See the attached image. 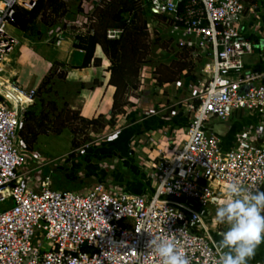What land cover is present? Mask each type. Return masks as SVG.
I'll list each match as a JSON object with an SVG mask.
<instances>
[{
    "label": "built area",
    "instance_id": "2783aa9c",
    "mask_svg": "<svg viewBox=\"0 0 264 264\" xmlns=\"http://www.w3.org/2000/svg\"><path fill=\"white\" fill-rule=\"evenodd\" d=\"M36 1L0 0V74L18 45L7 27L13 26L17 8L30 11ZM262 2L149 0L150 15L162 17L155 30L166 34L170 50L187 64L176 88L189 84L190 116L180 124L179 114L173 115L174 127L164 132L167 148L151 134L130 139L128 152L144 163L139 172L148 188L140 195L132 194L126 184L111 182L107 187L95 184L85 194L53 190L48 177L36 182L37 188H27L23 176L38 167L18 173L28 164L29 153L19 132L35 89L24 91L12 78L3 80L0 264H161L147 248L159 235L174 238L191 264H215L214 243L224 232L216 222V209L225 199L228 182L238 181L249 191L264 190V69L249 68L247 62L256 55L260 35L264 38ZM121 33L108 29L106 38L118 39ZM259 62L264 64V53H258ZM146 71L140 70L142 79ZM236 111L256 112L258 121L226 148L209 132L208 123L225 121ZM180 128L186 140L175 149L173 135ZM78 153L84 155L85 149ZM33 157L34 162L42 161ZM40 239L47 242L45 247ZM248 264H264V242Z\"/></svg>",
    "mask_w": 264,
    "mask_h": 264
},
{
    "label": "rangeland",
    "instance_id": "374dc122",
    "mask_svg": "<svg viewBox=\"0 0 264 264\" xmlns=\"http://www.w3.org/2000/svg\"><path fill=\"white\" fill-rule=\"evenodd\" d=\"M65 5V9H61L56 15L47 17L45 20H37L35 23L34 30L32 35L29 36L28 48L29 50H37L40 46H48L51 48H60L61 45L57 44V40L67 41L73 43L75 41L74 37L77 34H85L87 30L94 25L93 23L97 19V13L100 9L105 7V4L108 0H62ZM122 17H126L125 14ZM127 19H131V16ZM262 23L264 24L263 18H261ZM157 20L149 18L147 22V41H148V54L144 59V65L141 66L140 70L143 67L147 68L146 74L150 75L152 85L162 86L159 84V79H164L168 76H175L177 64L174 59H177L173 50L168 47L166 41L167 36L164 32H155V27L157 26ZM261 26V24H260ZM7 31L12 34L14 37H19V31L13 26H8ZM159 36L161 39L157 41L156 36ZM260 42L264 41V38L260 35ZM26 57L24 60H27L30 56L28 49H25ZM264 53L263 47L261 48L260 44L256 49V55L252 56V59L256 60L258 58V53ZM19 48L14 50L10 54V58H13V61H9L11 67L14 66L15 61L20 57ZM96 56L100 59V65L103 66V70H106L109 66L108 60L102 58L100 52L96 53ZM96 57V58H97ZM251 58V57H250ZM21 60V59H20ZM23 60V61H24ZM55 61V60H54ZM51 62L46 70V73L41 77L44 78L46 75H50L55 71L52 79L49 81L47 86H44L41 89V92L37 94L35 100H33L32 109L41 112V114L47 115L49 120L46 121V125L52 129L53 123L56 122L57 117H60L61 121H64L67 125V128L64 129L60 134H54L49 132L47 135H39L35 144L30 146V151L27 153V165H23L22 168L18 170L19 174H23L28 169H37L27 175L23 176V180L26 183L27 188H37L35 187L36 182L40 183L45 177L49 178V185L51 189L54 190H65L71 191L78 194H85L87 190L95 184L102 183L105 187L108 186L109 182L113 185H125L124 183H115L117 177L118 180L121 179L127 181H133L135 175L130 168L124 164L123 159H126L127 155L124 154V150L116 146H112V156H89V149L92 147H98L103 141H111L117 138L120 132L118 129L121 126H126L130 123H134L138 119L137 113L132 110L136 100L140 99L142 96V91L144 87L143 79L140 77L139 73L137 77L130 78L128 80V86L124 88L119 97V104L123 108L119 110V113L113 117V120H109V112L112 101V88L109 87L108 96H110L109 108H106V105L103 104L105 98L103 99L102 107H104V116L103 124L104 126H86L85 124L80 123V121L75 118L73 120H68L71 117L70 111H78L79 101L76 94L78 93L79 87V78L80 75L76 72L70 70L68 67H56L55 62ZM60 62L64 63L60 60ZM65 64V63H64ZM16 65V64H15ZM102 70V69H101ZM65 73L64 77H57L58 73ZM26 73V72H25ZM21 75V77H25ZM9 72L5 70L4 73H1L2 77H9ZM107 75V74H105ZM93 76H98L94 74ZM99 79V78H98ZM97 78H94L93 81H97ZM175 81L169 83L171 87H167V90L163 91V98L160 101L164 104L163 108H153L154 112L161 111L159 115H163L164 120L172 119L173 115L179 114L178 118H181L180 124L186 123V120L189 118L190 113L186 112V105L188 103L187 91H189V84L183 83L176 88ZM40 80V81H41ZM100 80V79H99ZM39 84V83H38ZM107 85V83H105ZM92 82L87 83V86H91ZM105 85V86H106ZM155 93V90H151ZM150 92L149 98L153 101L155 96ZM156 95V94H155ZM139 101V100H138ZM137 101V103H138ZM153 103V102H152ZM79 112V111H78ZM80 113V112H79ZM151 113V112H150ZM111 121V122H110ZM258 121L256 112L246 113L240 119V125L244 129H247ZM133 129V134L136 135L137 139H146L147 135H150L148 129L145 128V124L142 126L132 125L127 126V129ZM173 137L175 140L173 142L172 148H178L180 142L186 140V135L183 129H178L174 132ZM155 141H159L158 136H154ZM165 148L168 147L167 141L165 143L161 142ZM108 144L102 146L107 147ZM127 146V145H126ZM84 148V156H77L80 149ZM145 152V151H144ZM155 150L153 151V156L155 157ZM141 155L143 152L140 153ZM33 156L39 157L42 159L40 162H34L31 158ZM89 156V157H88ZM140 156V155H139ZM171 153L169 152L166 155V158H169ZM129 158L131 161H134L132 164L136 166L137 169L143 166L141 160L138 156L132 155L129 153ZM138 158V160H137ZM136 160V161H135ZM142 163V165H141ZM149 166V163H146ZM116 177V178H115ZM138 180L141 179V176H137ZM33 181V184L31 182ZM24 182V183H25ZM146 186L145 189H147ZM221 230L226 231L227 225L220 224ZM41 244L45 247L47 242L40 239Z\"/></svg>",
    "mask_w": 264,
    "mask_h": 264
},
{
    "label": "trees",
    "instance_id": "16d2710c",
    "mask_svg": "<svg viewBox=\"0 0 264 264\" xmlns=\"http://www.w3.org/2000/svg\"><path fill=\"white\" fill-rule=\"evenodd\" d=\"M149 0H108L105 7L100 9L97 13V19L93 23L85 34H77L73 43V51L70 55L69 61L64 64L58 60H55L56 67H68L70 70H83L90 66L99 67L100 59L95 57V50L98 48L102 57L109 61V66L106 71L109 73L108 85L114 88L112 95V106L109 113V120H113V117L119 113L122 105L119 104V97L126 86H128V80L130 78L137 77L139 70L144 63V59L148 54V41L147 37V22L149 18L159 20L162 17L150 15L148 9ZM64 2L62 0H37L36 4L30 11L17 8L14 15L13 26L23 32L26 38L32 35L35 23L37 20L43 21L47 17L56 15L61 9L64 8ZM125 14L126 17H122ZM131 14V19L129 18ZM108 29H121L122 33L119 35L118 39L109 40L106 38V31ZM155 32H158L155 30ZM157 41L161 39L156 36ZM257 41V38H256ZM167 45L168 42L166 41ZM176 56V55H175ZM177 60V59H174ZM175 76H168L164 79H159V84L171 83L175 81L176 77L179 78L180 73L187 68V64L177 60ZM145 66V65H144ZM254 69H264L263 63H257ZM56 69L50 75L44 76L39 82L35 89L34 100L41 92L44 86H47L49 81L55 75ZM65 73H58L57 77H64ZM85 78V77H84ZM97 81H93L91 86L92 89ZM86 83L80 82L79 89L85 88ZM32 105H29L23 114L22 127L19 132V136L24 144L27 151H30V146L35 144L37 137L39 135H47L49 132L60 134L67 125L64 121L57 117L56 122L53 123L52 129L46 125V121L49 120L47 115L41 114L32 109ZM71 117L68 120H73L77 118L80 123L86 126H101L104 124L102 122L103 116L98 115L96 118L87 119L81 116L78 111H70ZM111 122V121H110ZM133 136L132 129H122L116 139L111 141H103L98 147H92L89 149V156H112V146L119 147L120 150L123 149L124 154L127 158L123 159L125 165L130 166L135 175H140L139 169L133 166V162L129 158V149L126 146L128 137ZM108 144L106 146H102ZM84 156V155H77ZM88 156V157H89ZM116 182H121L130 187V192L132 194L140 195L144 192L146 186L144 185L142 179L138 180L137 176L130 180H118L117 173ZM115 177V178H116ZM121 178V176H120ZM54 190V189H53ZM264 191V190H262Z\"/></svg>",
    "mask_w": 264,
    "mask_h": 264
},
{
    "label": "crops",
    "instance_id": "0c3cea01",
    "mask_svg": "<svg viewBox=\"0 0 264 264\" xmlns=\"http://www.w3.org/2000/svg\"><path fill=\"white\" fill-rule=\"evenodd\" d=\"M243 1L246 4L255 3L260 5L259 3H261L264 0H243ZM260 16L264 19V11L260 12ZM18 31L20 35L19 37H15L18 41V45L15 47V49L17 50L19 48V52L21 55L15 61L16 65L14 64L13 67H11V64L9 63V61H13V58L10 57L8 58L9 60L7 61L5 66L6 65L9 66V68L6 69V71L9 72L8 74L9 77L6 78L2 77V78L3 80L12 78V80L15 81L16 84L21 89H23L24 91H30L36 89L38 83L41 80V77L46 73V70L48 69V66L50 65L51 62H53L54 60H58V61L61 60L66 64L69 61L70 55L73 51L72 46L74 42L71 43L63 40L60 41V43L58 44L61 45L60 48L40 46L37 48V50L33 49L31 51L28 48L29 47L27 40L28 38L24 36L23 32H21L20 30ZM25 49H28L29 52L31 53L30 56L27 57L28 58L27 60H24L26 57ZM97 52H100L98 48L95 50V54H94L95 57H97L96 56ZM250 59H252V57ZM250 59H248L247 61L248 67L254 69L255 65L257 64V59L249 62ZM103 68L104 67L100 65L99 67L90 66L83 70H72L76 72V74L79 73L78 74L80 75L79 83L84 82L87 84L90 81L93 82L94 78L100 79V80L98 79V84H96L92 89L86 86L85 88L79 89L78 93L76 94L77 99L79 101V107L77 109L80 112L81 116L84 118L93 119L96 118L98 115H102L103 117H106L104 116L105 113L103 112L105 109H107V107L109 108L108 100H110L109 99L110 96H108V92H109L108 88L109 87L112 88V95L114 92V88L108 85L109 73L106 70H103ZM24 73H25V77L22 78L21 75L24 76ZM94 74L98 76H93ZM143 82H144V87L142 91V96L140 99H138L139 101L138 100L135 101L137 105H134L132 109L137 113V117L138 116L139 117L137 120L134 121V123L132 122L124 126V128L127 129V126L129 127L135 124L138 126H142L143 124H145V128L148 129L149 133H151L153 139L154 136H158L160 140L157 142L165 143L167 135H165L164 132H167L166 127L167 128L174 127L175 124L173 119L174 117H171L172 119L169 120H164V118H162L163 115L162 114L159 115L160 112L164 109L158 112H154L153 108L154 107L163 108L164 104H162V102L160 103V101L163 98V91L167 90L166 88L171 86L169 83H164L160 87L159 86L154 87L152 85L153 83L151 82L150 75L147 74L143 78ZM105 83H107V85ZM153 89L155 90V93L151 91ZM150 92H153L152 94L155 96V98H153L154 99L153 101H151V99L149 98ZM104 98L105 100L103 103ZM102 103L106 105L105 109L104 107H102ZM111 106H112V101H111ZM245 114H246L245 112L236 111L225 121L217 120V119L211 120L208 123V130L210 133L219 137L223 141L226 148H231L235 145V141L239 133L242 130H244L243 126L240 125V119ZM163 128H165L166 131L162 130ZM134 137H136L135 134H133V136L131 135L130 137H128V140L126 142L127 145L130 139Z\"/></svg>",
    "mask_w": 264,
    "mask_h": 264
},
{
    "label": "clouds",
    "instance_id": "9594fccd",
    "mask_svg": "<svg viewBox=\"0 0 264 264\" xmlns=\"http://www.w3.org/2000/svg\"><path fill=\"white\" fill-rule=\"evenodd\" d=\"M195 218H200L198 214ZM217 224L227 225L214 243L215 264H248L257 246L264 242V191H249L240 182H228L225 199L216 209ZM147 248L161 264H191L176 240L168 235L152 237Z\"/></svg>",
    "mask_w": 264,
    "mask_h": 264
},
{
    "label": "bare ground",
    "instance_id": "6f19581e",
    "mask_svg": "<svg viewBox=\"0 0 264 264\" xmlns=\"http://www.w3.org/2000/svg\"><path fill=\"white\" fill-rule=\"evenodd\" d=\"M8 60H9V59H6V61H8ZM7 68H9V66H8V65H6V66L4 65V67L2 68V70H6ZM2 70H1V71H2ZM0 83H1V84L4 83L2 77H0Z\"/></svg>",
    "mask_w": 264,
    "mask_h": 264
},
{
    "label": "water",
    "instance_id": "95a60500",
    "mask_svg": "<svg viewBox=\"0 0 264 264\" xmlns=\"http://www.w3.org/2000/svg\"><path fill=\"white\" fill-rule=\"evenodd\" d=\"M260 46H261V48L263 47V49H264V41L260 42Z\"/></svg>",
    "mask_w": 264,
    "mask_h": 264
}]
</instances>
